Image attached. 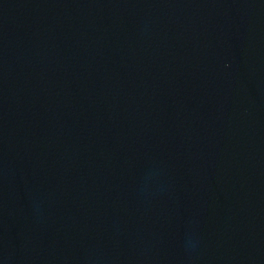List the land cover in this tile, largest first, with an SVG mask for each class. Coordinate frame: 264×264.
<instances>
[{"label": "water", "instance_id": "water-1", "mask_svg": "<svg viewBox=\"0 0 264 264\" xmlns=\"http://www.w3.org/2000/svg\"><path fill=\"white\" fill-rule=\"evenodd\" d=\"M0 264H264V0H0Z\"/></svg>", "mask_w": 264, "mask_h": 264}]
</instances>
